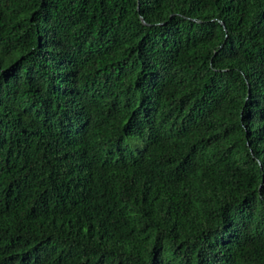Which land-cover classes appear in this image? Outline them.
I'll return each mask as SVG.
<instances>
[{"label": "trees", "instance_id": "16d2710c", "mask_svg": "<svg viewBox=\"0 0 264 264\" xmlns=\"http://www.w3.org/2000/svg\"><path fill=\"white\" fill-rule=\"evenodd\" d=\"M0 264H264V0H0Z\"/></svg>", "mask_w": 264, "mask_h": 264}, {"label": "rangeland", "instance_id": "374dc122", "mask_svg": "<svg viewBox=\"0 0 264 264\" xmlns=\"http://www.w3.org/2000/svg\"><path fill=\"white\" fill-rule=\"evenodd\" d=\"M127 142H130V140H127Z\"/></svg>", "mask_w": 264, "mask_h": 264}]
</instances>
